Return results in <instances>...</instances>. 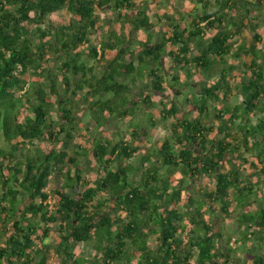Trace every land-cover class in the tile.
<instances>
[{
    "label": "trees",
    "instance_id": "1",
    "mask_svg": "<svg viewBox=\"0 0 264 264\" xmlns=\"http://www.w3.org/2000/svg\"><path fill=\"white\" fill-rule=\"evenodd\" d=\"M195 2L156 10L169 27L140 39L150 0H0V264H264V0ZM191 86L187 111L160 100L166 137L127 163L144 128H104Z\"/></svg>",
    "mask_w": 264,
    "mask_h": 264
},
{
    "label": "rangeland",
    "instance_id": "2",
    "mask_svg": "<svg viewBox=\"0 0 264 264\" xmlns=\"http://www.w3.org/2000/svg\"><path fill=\"white\" fill-rule=\"evenodd\" d=\"M177 1V5H181L184 6L186 3H188V1L190 0H176ZM215 2H217L218 0H213ZM251 1H256V0H251ZM157 2L156 1H152V3L150 4V9L149 11L151 13L154 12V10L156 9L157 6ZM258 5V4H257ZM258 9L255 10V15H258V20L260 21L261 27H264V4L262 5H258ZM68 16V13L61 10L58 11L56 13H53L51 15H49L47 18L48 20H56V19H60L61 17H66ZM106 21V19L104 20ZM155 33H159V30H153ZM145 33H148L147 31H145ZM248 34V33H247ZM91 56H87V59H90ZM247 58V57H246ZM228 62L232 65H234L236 67L235 70L231 71V77L234 78L235 82L237 81L238 78L242 79L243 74V64L241 61V58L237 57V56H233V57H229L228 58ZM221 77L220 74H216L215 76V80L219 79ZM34 78V77H32ZM236 78V79H235ZM195 81V79H194ZM171 89V88H170ZM171 94L169 96H164L161 97V95L159 96H155V105L153 107H150V105H146L142 103V108L140 110H138L136 116L134 118L131 117H126L125 119H121L119 121L117 120H111L109 122V124L104 128L105 130L110 131L111 133L113 131H115V129H122L126 134L124 135V137H129V130L131 127V123L133 122L134 124H138L141 128H144L143 132H144V136H146V142H139L141 147H142V153H140L139 155H137L136 157H133L132 159L128 160L127 163H132L134 166L139 167L140 166V162H141V158L143 156V154L147 151L153 150V148H156L157 150V142H162L164 140V138L166 137L167 133H168V129H167V122H163L159 119V114L158 111L160 110V100L161 99H168V100H175L179 103V105L181 106L182 110H186L189 109V102H188V98H190V96L193 94V92H195V87L191 86L189 88H187L184 92L183 96H176V93H174V90L169 91ZM81 108L79 109L77 116L80 120V125H79V132L86 134V132L88 131V129H96V122L94 117L91 115L89 107L87 106V103L81 102ZM262 116V115H259ZM189 117L192 119L195 117L194 113L190 112L189 113ZM155 121V124L152 123V121ZM77 141H80L81 138L79 137V135L76 137ZM0 143L2 145H5V141L2 138L1 132H0ZM240 162H242V160H239ZM83 164L88 165V167H93L94 163H93V159L91 156L89 157H84L83 159ZM132 179L134 178H138L139 177V173L138 172H133L131 174ZM210 183V184H209ZM202 186H207L209 185L210 188H212V186L214 187V184L212 183V181L210 182L209 180H204L201 184ZM193 189H201L200 187H197L195 184H193V186H190ZM125 215V214H123ZM226 228L229 232V236H233V237H239L240 236V231H239V224L237 222V220L235 218L232 219H227L226 222ZM158 229V228H156ZM4 237L0 235V247L3 246V242H4ZM251 246V244H248V246L244 247L242 246L240 249L243 253H245L246 249L249 248ZM264 250V247H263ZM76 253L78 254H83L86 257L90 258H94L95 255L97 254V251L95 250L94 246L92 244H79L76 246L75 248Z\"/></svg>",
    "mask_w": 264,
    "mask_h": 264
},
{
    "label": "crops",
    "instance_id": "3",
    "mask_svg": "<svg viewBox=\"0 0 264 264\" xmlns=\"http://www.w3.org/2000/svg\"><path fill=\"white\" fill-rule=\"evenodd\" d=\"M152 1H156V0H150V3H149V9H150V4L152 3ZM196 0H190L188 1V3H186L184 6H181V5H177V1L176 0H158L156 1L158 4L156 7V9L154 10L153 13H151L149 10V15L151 16L152 18V21H153V26L152 27H149L147 29V32L149 33L150 31H152L155 35H161L163 34V32L160 30L162 29L163 31H165L166 29V26L170 25V22L168 21V24L166 25L165 22H161V21H158L159 20V17L156 16L155 12L156 10H161L162 12H169L170 14H174L176 16H178L179 14V17H181L183 15V11L185 9H193L194 7H196ZM212 1V5L216 4L217 2ZM104 21V20H103ZM108 23V25H106L107 29H110V28H113L114 27V22H106V24ZM158 29L159 30V33H155L153 30H156ZM109 34V33H108ZM145 32H142L140 35H139V38L140 39H143L145 37Z\"/></svg>",
    "mask_w": 264,
    "mask_h": 264
}]
</instances>
